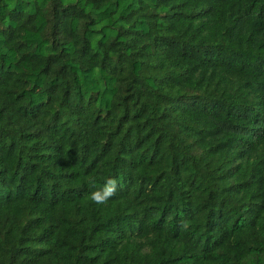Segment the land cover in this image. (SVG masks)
Here are the masks:
<instances>
[{
  "label": "trees",
  "instance_id": "trees-1",
  "mask_svg": "<svg viewBox=\"0 0 264 264\" xmlns=\"http://www.w3.org/2000/svg\"><path fill=\"white\" fill-rule=\"evenodd\" d=\"M0 264H264V0H0Z\"/></svg>",
  "mask_w": 264,
  "mask_h": 264
},
{
  "label": "clouds",
  "instance_id": "clouds-1",
  "mask_svg": "<svg viewBox=\"0 0 264 264\" xmlns=\"http://www.w3.org/2000/svg\"><path fill=\"white\" fill-rule=\"evenodd\" d=\"M95 187V184L92 185ZM118 180L109 178L105 181L102 187L89 194L90 200L97 205L107 204L117 193Z\"/></svg>",
  "mask_w": 264,
  "mask_h": 264
}]
</instances>
